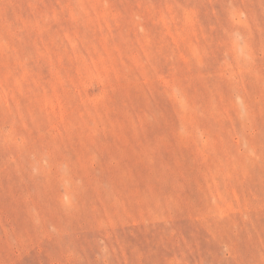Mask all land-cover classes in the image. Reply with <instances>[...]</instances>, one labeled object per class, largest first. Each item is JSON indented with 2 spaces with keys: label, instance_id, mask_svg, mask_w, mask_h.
I'll list each match as a JSON object with an SVG mask.
<instances>
[{
  "label": "rangeland",
  "instance_id": "1",
  "mask_svg": "<svg viewBox=\"0 0 264 264\" xmlns=\"http://www.w3.org/2000/svg\"><path fill=\"white\" fill-rule=\"evenodd\" d=\"M0 264H264V0H0Z\"/></svg>",
  "mask_w": 264,
  "mask_h": 264
}]
</instances>
